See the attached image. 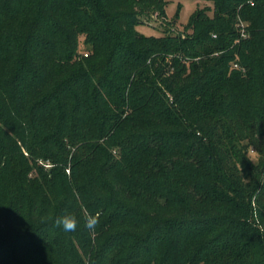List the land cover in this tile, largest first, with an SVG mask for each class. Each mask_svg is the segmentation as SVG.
<instances>
[{"label": "trees", "instance_id": "trees-1", "mask_svg": "<svg viewBox=\"0 0 264 264\" xmlns=\"http://www.w3.org/2000/svg\"><path fill=\"white\" fill-rule=\"evenodd\" d=\"M167 1L0 0V264H264V0Z\"/></svg>", "mask_w": 264, "mask_h": 264}, {"label": "rangeland", "instance_id": "rangeland-1", "mask_svg": "<svg viewBox=\"0 0 264 264\" xmlns=\"http://www.w3.org/2000/svg\"><path fill=\"white\" fill-rule=\"evenodd\" d=\"M203 8H207L210 15L215 12V5L212 0H169L161 7L147 6L142 19L143 23L138 25L137 29L147 35L167 37L172 34L186 38L193 35L189 23L191 16ZM235 26L241 31L242 36H248L251 29L249 22L238 19ZM88 47L82 37L79 49L84 52L88 51ZM246 75L248 74L246 73ZM250 154L255 158V151H250Z\"/></svg>", "mask_w": 264, "mask_h": 264}, {"label": "clouds", "instance_id": "clouds-1", "mask_svg": "<svg viewBox=\"0 0 264 264\" xmlns=\"http://www.w3.org/2000/svg\"><path fill=\"white\" fill-rule=\"evenodd\" d=\"M249 159H253L250 155ZM79 221L75 214L67 213L59 216L55 219V226L61 228L64 232H74L78 227ZM99 224V213L91 214L87 213L84 216V227L89 230L90 233L94 232Z\"/></svg>", "mask_w": 264, "mask_h": 264}, {"label": "built area", "instance_id": "built-area-1", "mask_svg": "<svg viewBox=\"0 0 264 264\" xmlns=\"http://www.w3.org/2000/svg\"><path fill=\"white\" fill-rule=\"evenodd\" d=\"M85 55H87V53H85ZM234 67H235V68H242V70L245 71V68L242 67V66H240L239 63H235V64H234Z\"/></svg>", "mask_w": 264, "mask_h": 264}]
</instances>
